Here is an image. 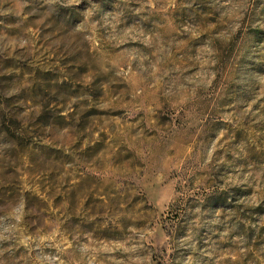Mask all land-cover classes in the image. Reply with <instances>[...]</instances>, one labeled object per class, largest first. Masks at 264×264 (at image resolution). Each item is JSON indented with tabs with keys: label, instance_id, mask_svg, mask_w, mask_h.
<instances>
[{
	"label": "rangeland",
	"instance_id": "374dc122",
	"mask_svg": "<svg viewBox=\"0 0 264 264\" xmlns=\"http://www.w3.org/2000/svg\"><path fill=\"white\" fill-rule=\"evenodd\" d=\"M96 2L116 39L70 58L0 0V264H264V199L191 192L264 167V0Z\"/></svg>",
	"mask_w": 264,
	"mask_h": 264
},
{
	"label": "clouds",
	"instance_id": "9594fccd",
	"mask_svg": "<svg viewBox=\"0 0 264 264\" xmlns=\"http://www.w3.org/2000/svg\"><path fill=\"white\" fill-rule=\"evenodd\" d=\"M44 3L48 4L50 9L42 17L43 20L47 21L45 26L51 28L49 34L44 38L47 41L45 51H49L50 55L59 50L61 56L78 58V54L82 55L86 51L84 49L85 37L100 39L102 41L101 47L104 44L112 43L116 39L113 34L115 24L109 20L112 14L103 12L101 15L100 5L96 0H44ZM53 5H58V7L53 8ZM59 9H66V11L61 12ZM53 12L56 19H49ZM97 16L99 18L94 19ZM112 19L115 20V17L113 16ZM109 29L112 31L110 32ZM33 36H35V33ZM239 148V152L233 153V161H224L223 158H218L215 159L212 165H209L207 159H205L203 163L199 164L200 168H205L207 171L204 173V177L197 178L196 186L192 188L191 192L198 193L196 199L200 204L204 203L205 196L212 193L224 194L225 203H231L235 198L237 205H244L245 207H255L259 203V199H264V167L259 170L251 165L248 170L236 167L234 161L244 159L247 156L243 146H239ZM222 163L226 169H231V173L225 171L219 173L215 179H211L210 173L218 171ZM206 178L209 180L207 183L205 182ZM184 179H187V177H184ZM246 187L256 189L254 197H242L234 190ZM187 194L189 193H186L182 188L178 195L183 197ZM219 217L220 213H217L210 223H224Z\"/></svg>",
	"mask_w": 264,
	"mask_h": 264
}]
</instances>
